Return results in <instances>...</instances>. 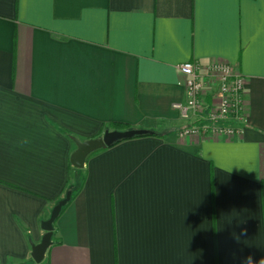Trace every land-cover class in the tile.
Here are the masks:
<instances>
[{"label": "crops", "instance_id": "1", "mask_svg": "<svg viewBox=\"0 0 264 264\" xmlns=\"http://www.w3.org/2000/svg\"><path fill=\"white\" fill-rule=\"evenodd\" d=\"M186 61L244 76L242 134L177 135ZM115 123L154 134L71 166L72 138ZM77 181L35 262L41 222ZM249 254L264 257V0H0V264Z\"/></svg>", "mask_w": 264, "mask_h": 264}, {"label": "built area", "instance_id": "2", "mask_svg": "<svg viewBox=\"0 0 264 264\" xmlns=\"http://www.w3.org/2000/svg\"><path fill=\"white\" fill-rule=\"evenodd\" d=\"M178 70L184 75V101L174 106L185 125L177 135L242 134L247 122L244 76L223 62L198 65L186 61L178 65ZM206 96L210 102H205Z\"/></svg>", "mask_w": 264, "mask_h": 264}, {"label": "water", "instance_id": "3", "mask_svg": "<svg viewBox=\"0 0 264 264\" xmlns=\"http://www.w3.org/2000/svg\"><path fill=\"white\" fill-rule=\"evenodd\" d=\"M152 133L150 130L146 129H128V130H106L99 137L89 138L85 140H80L77 138H72L75 148L71 152L69 157V163L76 169H81L84 167L86 157L102 148L111 146L113 143L119 140L130 139L136 136H142ZM71 192L67 191L65 196L57 201V203L52 207L49 217L41 222V228L44 230V234L39 243L31 244V258L35 262H40L51 246L52 233H53V222L58 217L61 208L69 201Z\"/></svg>", "mask_w": 264, "mask_h": 264}, {"label": "trees", "instance_id": "4", "mask_svg": "<svg viewBox=\"0 0 264 264\" xmlns=\"http://www.w3.org/2000/svg\"><path fill=\"white\" fill-rule=\"evenodd\" d=\"M108 129H110V130H128V129H130V127L128 126V125H125V124H119V123H115V124H110L109 125V127L108 128H106L104 131H106V130H108ZM154 133L152 132V133H150V134H147V135H153ZM142 136H144V135H142ZM136 137H140V136H136ZM120 141H122V140H119V141H117V142H115V143H113L112 145H114V144H116V143H118V142H120ZM111 145V146H112ZM80 182H76L75 184H71V185H69L67 188H66V190H65V192H64V194H63V196H62V198L65 196V193L67 192V191H70L71 192V196H70V198L72 197V195L74 194V192L76 191V190H78L79 189V187H80ZM68 203V202H67ZM66 203V204H67ZM65 204V205H66ZM64 205V206H65ZM63 206V207H64ZM63 207L61 208V210L63 209ZM61 212V211H60ZM55 222V221H54ZM54 222H53V224H54ZM53 229H54V227H53ZM53 244V243H52Z\"/></svg>", "mask_w": 264, "mask_h": 264}, {"label": "clouds", "instance_id": "5", "mask_svg": "<svg viewBox=\"0 0 264 264\" xmlns=\"http://www.w3.org/2000/svg\"><path fill=\"white\" fill-rule=\"evenodd\" d=\"M28 143L27 139L23 140L21 144ZM246 230H242L241 235H245ZM240 264H264V257H261L259 260H256L253 258L251 254L241 257L240 258Z\"/></svg>", "mask_w": 264, "mask_h": 264}]
</instances>
